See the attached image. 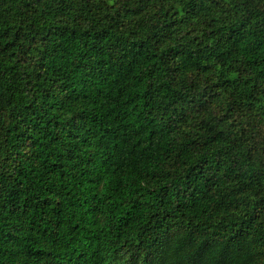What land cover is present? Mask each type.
Here are the masks:
<instances>
[{
	"label": "trees",
	"instance_id": "16d2710c",
	"mask_svg": "<svg viewBox=\"0 0 264 264\" xmlns=\"http://www.w3.org/2000/svg\"><path fill=\"white\" fill-rule=\"evenodd\" d=\"M0 264H264V0H0Z\"/></svg>",
	"mask_w": 264,
	"mask_h": 264
}]
</instances>
